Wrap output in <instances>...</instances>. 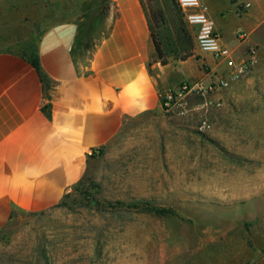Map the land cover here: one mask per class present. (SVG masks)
Wrapping results in <instances>:
<instances>
[{"label": "crops", "instance_id": "obj_1", "mask_svg": "<svg viewBox=\"0 0 264 264\" xmlns=\"http://www.w3.org/2000/svg\"><path fill=\"white\" fill-rule=\"evenodd\" d=\"M201 1L236 64L257 48L249 76L230 78L232 67L198 47L192 58L163 66L141 0H113L93 48L77 60L72 48L85 14L80 3L0 0V14L21 11L25 19L30 4L39 14L36 19L51 21L37 40L50 87L20 49L0 47V232L17 211L55 208L84 180L90 161L135 124L159 122L168 133H187L203 119L241 132L242 141H264L258 135L264 134V76L259 74L264 69V0ZM241 33L247 37L241 39ZM218 78L229 85L205 95L187 94L185 108L163 110L165 90L188 80L208 87ZM191 96L200 100L193 109ZM206 100L212 104L206 107ZM238 138L232 134L228 146H237ZM180 146L187 147L185 139Z\"/></svg>", "mask_w": 264, "mask_h": 264}, {"label": "rangeland", "instance_id": "obj_2", "mask_svg": "<svg viewBox=\"0 0 264 264\" xmlns=\"http://www.w3.org/2000/svg\"><path fill=\"white\" fill-rule=\"evenodd\" d=\"M75 1L85 13L94 0ZM26 7L25 19L0 14V47L33 45L51 22ZM191 97L189 109L200 101ZM201 121L187 133L130 127L55 208L14 213L0 232V264H264V141L209 121L201 132Z\"/></svg>", "mask_w": 264, "mask_h": 264}, {"label": "trees", "instance_id": "obj_3", "mask_svg": "<svg viewBox=\"0 0 264 264\" xmlns=\"http://www.w3.org/2000/svg\"><path fill=\"white\" fill-rule=\"evenodd\" d=\"M111 0H94L87 7L80 23V31L72 48L77 60L84 52L91 50L95 39L103 29V23L110 13ZM147 15L151 37L156 48L157 60L167 65L171 60L186 61L195 55L196 39L184 13L176 0H141ZM37 70L43 82L50 87V81L43 72L37 50V42L20 50ZM103 153V152H102ZM101 153V154H102ZM82 181L79 183L81 184ZM165 213V210H158Z\"/></svg>", "mask_w": 264, "mask_h": 264}, {"label": "built area", "instance_id": "obj_4", "mask_svg": "<svg viewBox=\"0 0 264 264\" xmlns=\"http://www.w3.org/2000/svg\"><path fill=\"white\" fill-rule=\"evenodd\" d=\"M178 6L184 13L188 25L197 28V45L207 53H210L219 62H226L232 67L230 78H243L250 74L254 56L257 53L256 47L250 48L251 58L236 64L233 60V51L222 43L221 37L216 29L215 21L209 15L206 5L201 0H176ZM241 39H245L247 34L241 33ZM229 85L226 78H218L206 87L202 82L185 81L178 88L167 89L161 93L162 108L166 112H172L176 109L185 108V96L187 94H202L217 92ZM212 103L206 100L204 105L210 106ZM199 130L206 132L211 130V124L207 120H202L199 124Z\"/></svg>", "mask_w": 264, "mask_h": 264}]
</instances>
